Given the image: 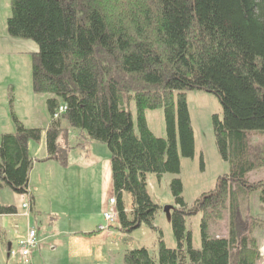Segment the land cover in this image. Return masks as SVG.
I'll list each match as a JSON object with an SVG mask.
<instances>
[{"label":"trees","instance_id":"16d2710c","mask_svg":"<svg viewBox=\"0 0 264 264\" xmlns=\"http://www.w3.org/2000/svg\"><path fill=\"white\" fill-rule=\"evenodd\" d=\"M6 25L9 36L33 40L39 48L32 84L35 93L49 95L46 160L67 163L63 121L76 132L74 148L88 140L105 144L117 228L131 234L146 224L159 232L157 255L146 247L130 249L123 264H257L253 234L264 221L246 218L243 207L257 191L264 202L263 182L249 179L264 169V142L252 143L250 136L264 132V0H10ZM193 90L219 99L222 117L213 115V129L230 171L188 206L178 176L181 159L195 155L187 101ZM62 106L65 111L55 119ZM156 109L164 113L162 137L151 131L145 115ZM11 114L15 131L0 140V189L29 195V145L42 140L44 129L26 127ZM150 173L175 176L170 182L175 248L165 245L155 225L161 207L148 192ZM125 193L132 197L129 210ZM16 212L0 204V214ZM197 214L200 249L186 227V218ZM226 216L228 235L213 236L210 227Z\"/></svg>","mask_w":264,"mask_h":264},{"label":"rangeland","instance_id":"374dc122","mask_svg":"<svg viewBox=\"0 0 264 264\" xmlns=\"http://www.w3.org/2000/svg\"><path fill=\"white\" fill-rule=\"evenodd\" d=\"M9 15L10 0H0V132L2 130L7 132L8 128L11 130L10 132L15 131L12 111L25 126L41 127L40 125H42L46 128V121L49 120L46 100L49 95L35 93L32 84V60L34 53L38 52L39 48L33 40L9 36L6 25L7 16ZM187 101L194 130L195 155L191 159H181V172L178 177L183 183L184 201L188 206H191L203 193L216 187L218 177L228 173L230 165L221 158L215 141L212 117L214 114L222 117V107L219 99L208 92L193 90L187 91ZM130 110L134 122L137 124L136 106L133 101ZM145 115L151 131L158 137L165 136L166 125L163 110H147ZM71 133L73 135L72 131ZM250 136L252 143L264 142V132H251ZM42 137L45 141L44 132ZM71 141L74 143L76 141L75 137L71 136ZM40 143L41 141L37 145H40ZM70 174L73 175V171L67 168L66 177ZM174 177L172 174H164L158 177L153 173L147 176L148 192L152 200L161 207L156 216L155 225L162 231L164 243L168 248H175L176 242L171 223L163 209L174 204V197L170 189V182ZM249 179L253 183L262 181L264 184V169L252 172L249 174ZM7 191L9 194L5 192L4 195L9 200L12 199L11 195L15 197L19 195L10 188ZM90 192L91 197L86 201L73 202L70 200L69 209L71 206L73 207V211H69L70 219L75 218V212H78L79 209H86V204L88 206L90 204L92 210L95 209V205L100 202V192H98V188L95 189V186ZM261 195V192L257 191L244 203L243 209L246 211V213L244 212L246 218H257L264 221V202L261 200ZM112 196L115 197L114 187ZM19 197L21 200L23 199L22 196ZM124 201L125 206L130 208L132 197L129 193L124 194ZM68 204L69 201H54L49 210L64 214L67 211ZM94 217L97 220L100 219L96 214ZM228 218L226 216L223 221L213 224L210 227V233L213 236L228 235ZM49 219L50 217L47 214L44 215L43 222L46 225V234H50ZM104 220L100 223V225L102 224L101 227L97 225V228H102L101 231H103V234L98 238L96 236L74 240L70 238L68 240L67 238L65 240L66 245L58 247L56 250L52 248L51 239L41 243L38 240L37 248L33 250L29 258L24 259L6 255L1 264H123L127 250L141 247H146L153 255H157L160 237L158 231L142 224L131 234H125L117 228L116 223H113V227L109 228L105 214ZM25 223L26 218H20L18 226L13 224L10 230L9 240H11L15 249L27 237ZM64 224L65 221H62L61 225L64 226ZM200 224L201 214L186 218V227L192 234V243L195 249H200L202 246ZM260 227H257L253 234L258 242L260 256L257 264H262L264 259V228ZM106 230H109L107 237ZM62 238H64V235L58 239Z\"/></svg>","mask_w":264,"mask_h":264},{"label":"crops","instance_id":"0c3cea01","mask_svg":"<svg viewBox=\"0 0 264 264\" xmlns=\"http://www.w3.org/2000/svg\"><path fill=\"white\" fill-rule=\"evenodd\" d=\"M37 122L40 123L39 121ZM49 124L50 117L49 120L46 121V128L42 125H40L41 127L34 125L29 127L42 128L44 129L45 135V141L42 138L40 145L33 142L29 145L30 155L33 159V167L30 172L28 183L29 195L19 194L17 195L18 197L11 195L12 199L9 200L4 195L5 192L9 194L7 191L9 187L4 186L0 189V204L4 206H15L17 209L15 214H0V264L3 263V259L6 258V255L9 256V248L13 247V243L9 240V235H11L10 230L13 224L18 226L20 218H26V233L29 228L36 229L39 242H47L51 239L50 243L53 250L65 246V240H67V238L68 240L69 238L74 240L77 238H92L93 236L98 238L103 234V231H101L102 228L99 229L97 227L102 221H105L104 214L108 212L110 200L114 198V196H112L113 179L109 150L105 144L93 140L86 141L84 146L74 148L76 141L73 143L71 141V136L76 139V132L63 121L62 126L68 130V135L66 137V141L68 142L67 163L66 165H62L57 160L47 161L46 129ZM4 131L5 130H2L0 132V140L2 134L12 133L9 128L6 130L7 132ZM67 168L73 171V175L70 174L66 177ZM87 186L88 189L86 190ZM94 186L95 189L98 188V192H100L101 196L100 202L96 205L94 204L95 209L92 210L90 208L91 205L89 204L88 206V204H86V209H79L78 212H75V218L70 219L69 211H73L72 206L69 209V205H71L70 200L73 202L86 201V199L91 197L90 190ZM72 194L73 196H71ZM19 196H22L23 199L21 200ZM54 201H69L67 211L64 214H59L58 212L49 210ZM26 203L30 204L29 208L24 207ZM129 209L130 208H128V210ZM46 214L50 217V234H46V225L43 222L44 215ZM95 214L100 217L99 220L94 217ZM62 221H65L64 226L61 225ZM101 225L99 227H101ZM108 231H105L106 237L109 234ZM63 235L64 238L58 239Z\"/></svg>","mask_w":264,"mask_h":264},{"label":"built area","instance_id":"2783aa9c","mask_svg":"<svg viewBox=\"0 0 264 264\" xmlns=\"http://www.w3.org/2000/svg\"><path fill=\"white\" fill-rule=\"evenodd\" d=\"M65 111V107L62 106L58 109V112L54 114V118H59L60 114ZM115 198L110 200V210L105 213V219L109 224L114 223L117 220L116 208H115ZM30 204H24L25 208H29ZM38 245V236L37 231L34 228H29L27 231V237L24 241H22L19 246L15 248H9V256L11 257H20V258H29L34 249L37 248Z\"/></svg>","mask_w":264,"mask_h":264},{"label":"water","instance_id":"95a60500","mask_svg":"<svg viewBox=\"0 0 264 264\" xmlns=\"http://www.w3.org/2000/svg\"><path fill=\"white\" fill-rule=\"evenodd\" d=\"M173 206L170 205V206H166L164 207V213L166 214L168 220L170 221L171 220V210H172Z\"/></svg>","mask_w":264,"mask_h":264}]
</instances>
